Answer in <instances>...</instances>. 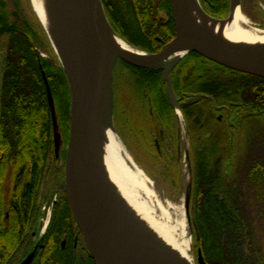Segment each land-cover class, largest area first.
<instances>
[{"label":"trees","instance_id":"1","mask_svg":"<svg viewBox=\"0 0 264 264\" xmlns=\"http://www.w3.org/2000/svg\"><path fill=\"white\" fill-rule=\"evenodd\" d=\"M101 2L113 31L133 47L148 53L158 52L175 36L170 0ZM226 3L227 0H218L217 9L223 10ZM39 30L36 23L19 20L16 12L8 11L4 0H0V38L7 37L0 40V183L14 181L6 199L1 194L4 192L0 193L3 229L0 241L10 245L16 244L19 235L15 231L8 232L6 226L25 224L31 215L33 189L41 181L56 177L61 169L55 163L61 151L56 157L42 71L54 100L58 131L64 136L69 130L67 80L62 67L55 62L57 59L48 42L39 37ZM38 46L51 55V61L40 55ZM184 58L182 82L188 84L183 87V84L175 85L176 92L193 91L216 98L230 97L231 101H240L248 106L243 108V113L235 121L217 120L209 101L204 98L192 101V97L188 96L186 99L192 102L180 107L186 122L192 166L190 214L195 249L200 250L206 264H264V155H258V149L264 150V135L253 131L247 134L245 131L256 123L250 119L264 114V78L231 70L224 74L202 63V57L195 52H189ZM184 58L173 67L172 76L177 74L176 70ZM119 61L135 72L131 76L137 97L135 107L147 117L149 132L144 133V126L140 130L144 133H141L142 140L147 150L154 151L151 160L160 157L161 150L165 148L168 149L166 151L172 150L177 157L181 142L176 131H169L170 134L164 131L167 130L165 127L175 130L177 121L167 99L161 69L139 68ZM158 110L172 119L170 125L161 122ZM242 124L246 128H243L241 147L235 131ZM158 126L165 133L157 131ZM155 140L160 145V151L155 148V152ZM248 146L256 147V153L249 148L247 150ZM155 154L160 156L155 157ZM179 161L176 158L177 176ZM6 210L12 212L9 223L3 219ZM66 228H77L68 205L66 212L52 216L41 240V244L46 243L45 250L38 249L33 264H95L86 249L79 255L62 252L60 240L69 233ZM9 250L13 251V247ZM23 252L22 249L13 251V256Z\"/></svg>","mask_w":264,"mask_h":264},{"label":"water","instance_id":"2","mask_svg":"<svg viewBox=\"0 0 264 264\" xmlns=\"http://www.w3.org/2000/svg\"><path fill=\"white\" fill-rule=\"evenodd\" d=\"M240 1L229 0L228 14L224 18H214L207 14L198 0L191 3L193 9L208 20L229 22L237 7L242 13ZM170 2L175 36L155 53H147L131 46L144 53L140 57H132L106 35L105 23L115 35L117 34L107 20L101 0H66V11L63 14L66 36L65 63L61 61L45 27L33 9L64 71L69 88V134L64 161V182L60 186L67 195L76 225L95 264H170L156 256L143 238L127 225L128 223L121 213L115 212L110 207L107 196L102 193L98 184L99 177L92 155L95 112L103 90L106 89L108 92V117L115 131L111 118L113 102L111 82L112 71L117 60H123L139 68L161 69L163 71L162 78L166 82L169 102L176 113L177 99L171 86L170 73L177 62L188 52H195L231 70L264 78V59L234 53L205 40L180 35L179 0H170ZM174 48L185 50L184 55L167 60L168 54ZM41 74L51 112L54 153L57 156L61 135L58 131L50 86L43 71ZM184 158L189 175L184 192V209L189 222L192 172L187 148ZM32 257L33 254H28L19 264H29ZM196 263L206 264L199 249L196 254Z\"/></svg>","mask_w":264,"mask_h":264},{"label":"bare ground","instance_id":"3","mask_svg":"<svg viewBox=\"0 0 264 264\" xmlns=\"http://www.w3.org/2000/svg\"><path fill=\"white\" fill-rule=\"evenodd\" d=\"M192 1L194 0H179L180 35L205 40L227 51L264 59V28L251 25L238 7L231 21L219 22L199 15L193 9ZM31 2L61 61L65 63L66 36L63 14L66 11V0ZM105 30L109 39L128 55H144L115 35L106 23ZM184 53L185 50L174 48L166 59L179 58ZM107 98L108 92L104 89L95 112L92 141V155L102 193L107 196L108 203L115 212L126 209L129 210L131 221H135L137 216L146 220L144 227L149 223V231L146 234L149 239L145 243L156 256L170 264H194L189 255L190 242L184 220L185 212L182 207L173 208L170 203L166 208L163 207L147 186L150 179L137 167L134 170L128 165L127 161L135 166L110 124ZM155 209L160 211L163 221H158L152 216ZM127 223L129 225V222ZM140 232L145 234L143 230Z\"/></svg>","mask_w":264,"mask_h":264},{"label":"rangeland","instance_id":"4","mask_svg":"<svg viewBox=\"0 0 264 264\" xmlns=\"http://www.w3.org/2000/svg\"><path fill=\"white\" fill-rule=\"evenodd\" d=\"M227 1L229 3V0ZM4 2L6 3V7L8 11H15L19 17V20H21L22 22L26 20L28 21L29 24L36 23L40 28V30L38 31L39 37L44 40L46 39L50 48L52 49V46L48 40L47 34L33 10L34 8H33L31 0H4ZM240 2H241L240 3L241 11L245 16H247L246 13L248 12V13L256 15L257 18L258 17L264 18V10H263L264 3L263 2H261V4H259L260 3L259 0H241ZM214 3H218V0L212 1L211 4L214 5ZM228 3H226V6ZM204 10L206 13L210 15L213 14V16L220 17V18L224 17L227 13L226 7L220 11L219 10L213 11V10H210L208 5H206ZM254 15H251L250 20L254 23L256 22L257 24L259 22L255 19H252V18H255ZM262 25L263 26H260L261 28L264 27V22H262ZM6 39H7L6 36H3L2 38H0L1 41L6 40ZM0 48L2 47L0 46ZM37 49L40 52V55L42 57L51 61L52 59L51 55H49V53L46 50H44L41 46H38ZM54 56L56 60L57 57L55 53H54ZM119 60L120 59L117 60L113 68V71H112L111 84H112V90H113V102H112V109H111V118H112V123L115 128V131L117 135L119 136V138L121 139L122 143L124 144L125 149L127 153L130 155L131 159L133 160L135 166L131 165L128 161L127 163L134 170H135V167H137V169H139L143 174H145L150 179L147 186L150 190H152V192H154L155 196L160 201L163 207L166 208L167 204L170 203L173 208L182 207L183 211L185 212L184 192H185V187H186V183H187L189 175L187 171V163L184 158V153H185L186 148L188 149V153H189V141L187 138V127H186L184 114L182 113L180 106L176 103L177 113L173 108V112H174L173 114L175 115V120L177 121V130L179 131L178 139L180 140L181 145L183 146V149L181 150V152L178 153L176 157V153L172 152V150L166 151L168 150L166 148L165 150H161L159 143L157 142V140H155L154 149L156 148L159 151L161 150L160 154L163 152L161 154L163 159L161 158L160 155L155 154L154 155L155 157H158V156L160 157L154 158L155 161L151 160V156H152L151 154H153L154 151L153 153L148 151L144 144V141L142 140L143 138L142 134H144L145 132L148 133L149 132L148 128H150L146 122L147 117L143 113L138 112V109L135 107L136 106L135 101L137 100L136 99L137 97L134 93V89L131 84V76L133 77V75H135V72L133 71V69L127 68ZM55 62L58 64L59 63L58 59ZM225 79L227 78L225 77ZM156 92H157V89H156ZM188 92H191V91L185 92L186 97H188V94H189ZM166 95H167V99L169 100L168 93ZM222 98H226L227 101L231 100L230 97L222 96ZM158 115H159V119L161 120L163 124H165L164 122H166V125L167 124L170 125L169 124L170 122L172 123L171 121L172 119L169 118L167 115H165L164 111L158 110ZM236 119L237 118H234V121ZM250 120L253 122L256 121V123H253L252 125H250L247 128V130L245 129L247 134L250 133L249 131H253V133H256L257 135L258 134L264 135V114L257 116ZM232 125L234 126L233 123ZM160 126H158L157 131L159 130L163 131V128H161ZM141 128L145 130L144 133L142 130H140ZM165 128L168 131L165 129L164 131L168 132V134H170L169 131L175 133L174 132L175 130H173L172 127H169V128L165 127ZM243 128H246L245 124H242L239 127V129L235 131L237 133V136L239 137V143L241 147H242V142H243V137H244ZM259 128L261 130H259ZM164 131L163 133H165ZM61 137H62V143H61V146L59 147V152L61 151V154L59 158L57 159V161L55 162L56 165L58 164L61 167V169L59 170V173L56 177H50L48 181H41L42 188L40 190V195L41 194L42 195L40 196V198H37L39 199V201L37 202L39 205V209H38L39 215L37 217V224L35 225L36 226L35 227L36 236L32 238L34 249L39 247L41 240L45 233V232H42V233L40 232L41 225H42L40 218L42 216V213L44 212L43 214V222H44V220H47L45 218L46 216H48V211L50 209L49 205L52 202L53 198L57 196L58 194V193H55L56 190L54 191V185L64 181V169H63L62 163H64V157H65L66 147H67V140H68L67 132H65L64 136H63V133L61 132ZM248 141L249 139L247 138L246 142ZM248 148H249V151H251L252 153L254 152L256 153L257 151L256 147L248 146L247 150ZM156 149H155V152H156ZM258 155L260 156L264 155V150L258 149ZM176 158L180 159L179 161L180 172L178 176L176 174L177 172L176 165H175ZM189 161H190V158H189ZM190 164H191V161H190ZM191 172H192V168H191ZM241 174L243 175V170L241 171ZM49 191H51L52 194H51V197L48 198L47 195L45 196V194H47ZM42 204H45L46 206L44 209L41 210L40 205ZM119 212H122L121 216L124 217L125 221L127 220V222H129V225L132 226L134 231L137 232L143 238L144 241L149 239L146 234L149 231L148 230L149 228L147 227H150V225L149 223H147V227H144L146 225L145 223L146 220H144L143 218L140 219L139 217L135 216L136 222L133 221V219L131 221L129 219V214H128L129 210L125 209L124 211H122L121 209ZM152 216H154L155 219L158 221H163V216L160 214V211L158 209L154 210V212L152 213ZM189 217H190V220L188 222L185 216V213H184V220L187 225V230H188L187 232H188V237H189V242H190L189 255L192 258L193 263L197 264L196 263L197 250L195 249V245L193 241V228H192V216L190 214V205H189ZM133 222H135V224ZM141 230H143L145 234L140 232ZM143 235L147 236V238H144Z\"/></svg>","mask_w":264,"mask_h":264},{"label":"flooded vegetation","instance_id":"5","mask_svg":"<svg viewBox=\"0 0 264 264\" xmlns=\"http://www.w3.org/2000/svg\"><path fill=\"white\" fill-rule=\"evenodd\" d=\"M212 1H214V0H199V3L201 5V7L204 9H205L206 5H208L210 10H213V11L219 10V9H217L218 4L214 3V5H212L211 4ZM259 2H260L259 4H261V2L264 3V0H259ZM227 3H228V1H227ZM226 11L228 12V4L226 6ZM171 13H172V11H171ZM246 14H247L248 18H251V15H254V14H251L248 12ZM226 15H227V13H226ZM212 16H213V14H212ZM254 16H255V18H252V19L257 20L259 22L257 24L262 25V22H264V18L263 17L257 18L256 15H254ZM172 17H173V15H172ZM200 57H202V56H200ZM185 59L186 58H184L183 62H181L182 64L176 70L177 74L174 73L175 75L172 76L170 73L171 86L172 87H174L175 85H182V84H183L182 85V87H183V86L188 84V83L185 84L184 82H182V72H184V65L186 62ZM202 59H203L202 63H204L205 65H209V67H211L212 69L217 70L219 72H222L224 74H226V72L229 73L231 70V69L226 68L224 66H221L215 62H212V61H210L204 57H202ZM231 71H234V70H231ZM161 74L163 77L162 70H161ZM162 80H163V78H162ZM173 91H174L175 97L177 99V104L180 107L181 106H187L192 101H194V99H200V98L203 99L204 98V99L208 100L209 105L213 108V111H214L213 113H214L215 118L219 121H221V120L232 121V120H234V118H239V114L243 113V111H244L243 108L245 106H247V104L240 102V101H231V100L227 101L226 98H222V97H221L222 99L219 97L216 98L215 96H213L211 94H206L203 92H194L193 93V91L188 92L189 93L188 96L192 97V99H191L192 101H191V100L186 99L187 98L186 94H185L186 91L176 92L174 90V88H173ZM207 96H209L211 98H208ZM175 131H176L175 134L178 137L179 131L177 130V127L175 128ZM178 148H179L178 153H180L181 150L183 149V146L180 144L178 146ZM13 182L14 181H2V183H0V193L4 192V193H1L2 197L5 198L10 194V190L13 187ZM63 182H60V183H57L54 185V191L56 190L55 193H58V194H57V196H55L53 198L52 202L49 205L50 206V209H49L50 215H49V222L48 223H46V220H44V222H43L44 212L43 213L41 212L42 213V216L40 218L41 222H42L41 230H40L41 233L47 232L51 218L54 214H59L62 211L66 212L67 205L69 207L70 215H72V212H71V209L69 206V202L67 199V195H66L64 189L60 186ZM41 188H42V185H41V183H39V185L37 187L35 186V188L33 189L34 193L32 194V197H31V215L26 220L25 224L24 225L21 224L18 226H15L14 224H11L9 226V224H8V226H6L8 232L15 231L19 235V240L16 241V244H11V245L7 244L3 241H0V264H19L28 254H33V257L29 263V264H33V258L35 256V254L37 253L38 249L42 248L41 250H45L44 245H46V243L45 244L40 243L39 247L34 249L33 242H32V238L36 236V230H35L36 226L35 225L37 224V217L39 215V211H38L39 205L37 203L39 201V199H37V198H40V196L42 195V194L40 195ZM51 194H52V192L49 191L47 194H45V196L47 195V197L49 198V197H51ZM45 206H46L45 204L40 205V209L41 210L44 209ZM10 214H12V212L10 210L4 211V214H3L4 221L8 222L9 216H11ZM72 217H73V215H72ZM1 218L2 217H0V219ZM1 227H2V224L0 221V234L3 232V229H1ZM32 229H33V231H32ZM65 231H69V233L67 232L66 237H64V239L60 240V248L63 249L62 252L63 251L65 253L71 252L72 254H75V255L85 253L87 249L85 247V244H84V241L82 238V234H81L80 230L78 229V227L76 228V230L75 229L70 230V229L66 228ZM10 247H13V251L17 252V250L22 249V250H24V252L23 253H17V255L20 254L21 256H18V257H17V255L13 256L12 250L7 251V249H9ZM14 247H15V250H14ZM69 248H71V250Z\"/></svg>","mask_w":264,"mask_h":264}]
</instances>
